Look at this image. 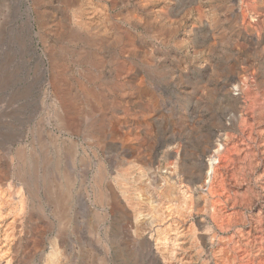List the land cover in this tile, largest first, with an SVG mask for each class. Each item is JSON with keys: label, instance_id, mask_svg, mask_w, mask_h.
<instances>
[{"label": "rangeland", "instance_id": "obj_1", "mask_svg": "<svg viewBox=\"0 0 264 264\" xmlns=\"http://www.w3.org/2000/svg\"><path fill=\"white\" fill-rule=\"evenodd\" d=\"M75 20L99 32L95 50L72 36ZM93 128L106 145L90 139ZM216 148L237 222L223 263L264 264V0H0V192L17 194L11 211H23L20 253L40 251L42 233L47 264H122L118 246L150 264L145 244H128L132 228L122 233L119 204L98 201L96 166L128 196L153 200L163 178L177 180L174 166H203ZM64 176L65 218L48 192ZM195 186L199 199L208 178ZM237 245L248 259L232 257Z\"/></svg>", "mask_w": 264, "mask_h": 264}, {"label": "bare ground", "instance_id": "obj_2", "mask_svg": "<svg viewBox=\"0 0 264 264\" xmlns=\"http://www.w3.org/2000/svg\"><path fill=\"white\" fill-rule=\"evenodd\" d=\"M85 10H88V9H85ZM151 19H152V17L150 18V20ZM83 22L81 23V22H78L77 20L72 22V23H74V25L72 24L74 26V29H73L74 33H72V36L74 38L75 37L79 38L80 40L82 39V41H84V42L89 41L90 42L89 44L91 45V49L93 51V50H95L94 47L96 46L95 37H96V35H99V32H98V34H96L94 32L93 33L90 32L89 27L86 25V23H83ZM242 29L246 33H252L253 32L252 31L253 27L249 23H248V25L243 26ZM74 38H72V39H74ZM100 38H102V37H99V39ZM100 41H101V39H100ZM185 51H186V54H188V51L186 49H185ZM243 121L245 122V118ZM99 130L100 129H94L93 128V131L92 132L90 131L92 134L89 136H90V139H92L95 143H101V145L103 146L105 143L103 142V135L101 133V130L100 131ZM115 130L109 131V135L111 137H116L118 135L117 131H115ZM92 140H91V142H92ZM226 147H228V146H226ZM224 149H225V147H224ZM225 151H228V148H226ZM18 153L19 152H17V154ZM219 153L220 152H219L218 148L214 149L213 155L209 156L208 163L203 164V166L202 165L197 166L196 162L193 163L192 161H190V164H187L184 161L179 162L177 165L174 164L176 166L173 165L175 167L173 172L176 171L175 174H176V176L178 175L177 180L176 179H175L176 181L174 179L172 180L171 179L172 177H169V176H166L165 178H163L162 180L164 181V185L160 186L161 189L159 187V190L155 189L153 191V192H155L154 194L156 195L155 200H154V196H155L154 194H152V196L154 195L153 200H150L151 195L149 196L150 199H149V197L148 198H144V197L141 198L138 194L137 195L133 194V196H128L127 193L129 195H131L132 193L127 192L128 187L126 185H124V186H126L124 188H126L127 190L120 188L119 186L116 187L114 182H112L113 181L112 177H110L108 175L110 172H108V174L106 173V171L108 169L106 168V171H105V167L103 164H100V165H103L104 169L96 166V170L93 174V177H95L94 178L95 179L94 184H96V186L98 188V192H97L98 193V195H97L98 201H100L104 205L107 204V201H109V200H112V202H116L117 204H119V208L121 209V212H123V214L125 215L124 217L126 218V226H125L126 229L124 230L125 232L122 231V233L127 235L128 233L132 232L131 235L128 234L127 238H129V241H131V243H128V244L133 246V244L135 245V242L136 243L140 242L141 244L143 243L146 245V247L143 245L145 247V249H144V247L142 249L145 250L146 254L147 253H148V255L151 254L150 255L151 258L149 256H147L151 262L150 264H190V263H192V264H224L223 260H222V258L225 257L222 254L223 252H225V251L222 252V247H224V246H222L224 244V238L228 235L229 229L234 227L237 222L235 221V218H236L235 213H234L235 211L234 212L232 211L233 213H229L230 211L226 212L224 209V207L226 206V203H227V198L225 200H224V197L222 198V196H223L222 194L225 193V192H222V190H225V191H227V190H226V187L222 184L223 174H224L222 171V163H224L223 161L225 160L226 157L224 154H219ZM216 159H217L218 163L214 162ZM116 161L108 162L109 166L111 167V170L115 167L117 168V167L121 166L119 164H116ZM118 162L119 161H117V163ZM123 162H124V160H123ZM24 163H26V162H24ZM99 163H101V162H99ZM99 163H97V165ZM27 164H25V167H24L25 169H28V167H29ZM121 164H122V162H121ZM118 169H121V168H118ZM192 169H195V171L193 172ZM124 171L127 172L126 168L122 172H124ZM111 172H113V171H111ZM120 172H121V170H120ZM130 174H132V172ZM186 174L188 176H186ZM116 175H118V174L116 173ZM134 176L136 177V175H134ZM203 176H204V178L205 177L208 178L207 190H206V192L199 195V199H196L198 197H196V198L193 197L194 194L192 192H194V190H195L194 189V187H196L195 184L200 183ZM218 177H219V179H218ZM127 178H129V177H127ZM55 180H56V178H55ZM120 180H122V179H120ZM131 181H132V179H131ZM22 182L27 185V182L25 183L24 180ZM57 182H58L57 186L53 185L55 183L52 184L54 188L51 187V189H49V187H48V189H49L48 192H49V195H50L51 200L53 202L51 204H54L53 207L55 208V212L57 213V215L59 217L64 216V218H65L66 215H68L67 213H68L69 209L71 210V207H70V205H71V192H70V186H69L70 177L68 178V177L64 176V179L62 180V182H61V180H58ZM132 184H134V183H132ZM199 185H201V184H199ZM128 186H129V184H128ZM131 187H133V186H131ZM27 188H28V186H27ZM149 188H147V189H149ZM46 190H47V188H46ZM130 190H131V188H130ZM150 190H148V191H150ZM28 192H30V191L28 190ZM136 193H138V192H136ZM11 195L12 194H10V195L7 194V196H6L5 194H3V192H0V264H30L31 261H33L34 259L38 260V264H47L44 261L45 257H43V253H44L46 246L42 241L43 237H44V235L42 233H35V235L39 241L40 248L39 247L38 248L40 249V251L36 250V252H34V253L31 252L32 254L30 256L28 255L30 253H28L27 256L23 255L24 252H23V254L20 253L21 238H22L21 235H23L22 232L26 226H24V223L22 220L23 217L22 218L19 217V216H22L23 211L21 214L18 213V215L12 213V211H11V204L13 202L12 201L13 197H15L17 194L14 193L12 196ZM142 196H144V195H142ZM227 197H228V194H227ZM22 198L23 197H18V199L21 202L23 201ZM130 198H133V199H130ZM97 199H96V201H97ZM130 200L131 201L133 200V202H131ZM116 203H115V206L117 205ZM109 205H111V203ZM228 206H230V205H227L226 207H228ZM53 207H51V208H53ZM38 209L40 210V208H38ZM196 217H198V218H196ZM189 219L190 220L194 219L195 220L194 223L195 222L196 223L193 224V220L189 221ZM56 221H57V218H56ZM59 221L61 222V220H59ZM62 223H63V221H62ZM122 223H125V222L123 221ZM138 224H140L141 227L143 226V228H144L140 232L136 229ZM123 225H125V224H123ZM60 226L63 227V225H61V224H60ZM122 228H124V227H122ZM131 228H132V230L130 231ZM90 231H91V229H90ZM241 232H242V230L240 231V233ZM124 234H122V235H124ZM123 237H122V239H123ZM125 239H126V237H125ZM120 240H121V238H120ZM126 240H127L126 242H129L128 239H126ZM197 240H198V243H197ZM194 242H195V244L197 243L200 246V250L198 249L199 247L196 246L197 248H195V249H198V250L194 249V254L191 255V253H189V252L186 253V251H185L186 247L189 246L191 248L190 245L193 244ZM121 244L124 245L125 243H121ZM125 245H127V244H125ZM137 245H139V244H137ZM242 246L240 247L237 245V247L235 249V254L232 256L233 258L235 256L242 257L243 255L246 254V250ZM139 247H141V245H139ZM127 248H129V247H127ZM132 249H134V248H132ZM136 249H137V247L134 250H136ZM130 250H128L124 247L118 246L117 255L120 258L122 264H134V260L130 261V255L132 257V254H133V253L131 254ZM189 250L191 251V249H189ZM80 253H82V252H80ZM145 253H143V254L146 255ZM225 254H227V253H225ZM248 255L249 254L245 255L246 258ZM101 257H103V256H101ZM226 258H227V255H226ZM243 258L244 257H242V259ZM85 259H88V257H86ZM90 259H91V257H90ZM139 259H140V257H139ZM253 259L254 258H252V260ZM224 260H225V258H224ZM227 260H229V258ZM252 260H251V263H250V261H248V262L250 264H252ZM256 261L259 264H262V263H260V262H262V261H260V257ZM98 262L99 261L97 260V263ZM93 263H94V261H93Z\"/></svg>", "mask_w": 264, "mask_h": 264}]
</instances>
